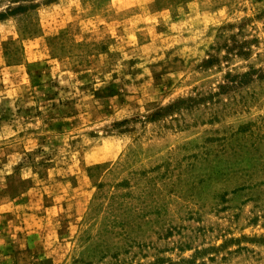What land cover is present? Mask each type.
<instances>
[{
	"label": "rangeland",
	"instance_id": "1",
	"mask_svg": "<svg viewBox=\"0 0 264 264\" xmlns=\"http://www.w3.org/2000/svg\"><path fill=\"white\" fill-rule=\"evenodd\" d=\"M0 264H264V0H0Z\"/></svg>",
	"mask_w": 264,
	"mask_h": 264
}]
</instances>
